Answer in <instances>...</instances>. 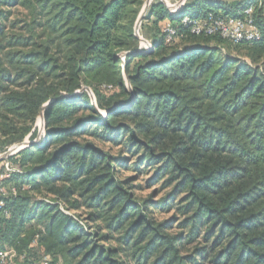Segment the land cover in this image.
Segmentation results:
<instances>
[{"label": "trees", "instance_id": "trees-1", "mask_svg": "<svg viewBox=\"0 0 264 264\" xmlns=\"http://www.w3.org/2000/svg\"><path fill=\"white\" fill-rule=\"evenodd\" d=\"M143 1L0 0L25 11L7 24L0 10V152L33 139L56 99L43 112L48 140L0 161L14 170L0 182V252L13 250L14 264L46 254L61 264H264V0H187L176 16L155 2L139 30L148 51L134 34ZM250 3L254 42L181 24L237 17ZM166 21L177 30L169 43ZM83 87L95 103L87 92L59 98ZM85 137H123L146 181L167 189L171 221L149 218L150 198L135 200ZM83 206L92 233L62 208Z\"/></svg>", "mask_w": 264, "mask_h": 264}, {"label": "rangeland", "instance_id": "rangeland-1", "mask_svg": "<svg viewBox=\"0 0 264 264\" xmlns=\"http://www.w3.org/2000/svg\"><path fill=\"white\" fill-rule=\"evenodd\" d=\"M177 1H179V0H168L169 4L171 6L173 4H175ZM145 2H146V0L143 1V4H142L140 11L138 13L137 19L139 18L140 14H141V11L144 7ZM155 2L163 5L167 10H169L163 3L160 2V0H152L150 5L154 4ZM150 5H149V7H150ZM149 7H148L144 17L141 20L140 28L146 22L145 18L147 16ZM0 10H4V16L8 15L7 24L12 23L13 21L21 20L23 15H24L23 13L25 12L23 9L7 8L5 6L2 7L1 5H0ZM137 19H136V22H137ZM136 22H135V24H136ZM140 28H139V30H140ZM138 50L146 51L145 47L140 46V45H139ZM101 115L103 117H106L104 112H101ZM39 118H40V115H38V117L36 118V122H35L34 127H33V131L36 132L35 137L33 139H31L30 135H28L24 141H36V140H38V142L40 144H43L44 140H48V136H47V133L45 131V128H43L41 126V124H39V120H40ZM96 140L97 139L85 137L83 139H80V142H82L84 144H87V143L92 144L93 146L100 148V150L104 154L108 155L110 158H113L111 165L114 166V168L116 169L114 171V178L116 180H119V181L128 180V184L130 185L129 188L131 189V192L133 193L135 200H137L139 202H143V201H146L150 198L151 201H149L148 208L146 211L149 218H151L156 223H160V222L167 221V220L171 221V218L174 217L175 211L171 210V209H165L161 206L162 200L165 197L167 189L163 190V188L161 186V182H158L157 184H153V183H148L146 181L148 179V177L151 175V172L147 171L144 168V165H142V164H140V166H138V169H137V166H135V165H137V160H139L140 155L133 153L132 150H122L121 151L120 145H122L121 143L124 142L123 137L121 138V140H118L119 141L118 143H120V145L115 144L108 137H106V141L103 140L104 142H101V143H96L97 142ZM12 147L13 146H11L10 148H8L6 150H1L0 156L2 154L6 153L8 150H10ZM16 153H13L12 155H14ZM2 161H4V160H2ZM83 201H84V199L81 200L82 203H83ZM62 208L64 209L63 210L64 212L66 211V213L68 215L73 216V218L76 221H78L79 224L84 226L86 228L87 232H89V233L94 232V228H95L96 224L94 222H90L87 219V215L89 214L90 211L86 207L83 206L78 210H74L73 212L66 210L64 207H62ZM177 222L178 221H175L172 226L176 227ZM100 244H104L106 246V242L105 243L101 242ZM44 256L51 257L48 254L43 255V257ZM56 263L61 264V260L59 259Z\"/></svg>", "mask_w": 264, "mask_h": 264}, {"label": "built area", "instance_id": "built-area-1", "mask_svg": "<svg viewBox=\"0 0 264 264\" xmlns=\"http://www.w3.org/2000/svg\"><path fill=\"white\" fill-rule=\"evenodd\" d=\"M171 16L178 15L187 0H179L172 6L168 0H164ZM258 4H261V0H258ZM181 24L184 26H191L192 33L199 35L205 34L207 36L219 35L221 38L233 43L238 44L241 42H254L260 39V31L255 23L254 18V5L249 4L237 17H215L212 14H208L206 20L199 22L197 19H193L190 16H182ZM162 35L167 43L171 42L177 36V30L173 27L170 21H166L162 27ZM145 50L150 49L149 46L142 45ZM14 172L8 162H4L3 168L0 170V182L5 178H8L9 174ZM10 192L14 194L15 190L11 189ZM0 194L6 195L5 190L0 186ZM3 207V202H0V210ZM15 254L12 251L0 252V264H14L13 259ZM27 264H57L49 256H44L37 261H31Z\"/></svg>", "mask_w": 264, "mask_h": 264}, {"label": "water", "instance_id": "water-1", "mask_svg": "<svg viewBox=\"0 0 264 264\" xmlns=\"http://www.w3.org/2000/svg\"><path fill=\"white\" fill-rule=\"evenodd\" d=\"M152 0H146L145 4H144V7L141 11V14L139 16V18L137 19V22L135 24V27H134V34L135 36L138 38V40L140 41V46L142 45H146V46H149L150 47V44L145 41L144 39H142L139 35V28H140V25H141V20L142 18L144 17L150 3H151ZM161 3H163L166 7H169L165 4V1L164 0H160ZM129 53H126V54H122L120 56V59L121 61L123 62V59L126 55H128ZM126 82L128 83V79H126ZM82 92H87L92 100V103H95V100H94V97L91 93V91L86 88V87H83L79 92L69 96V95H66V94H61L59 96V98H65V99H69V98H73L75 96H78L79 94H81ZM56 101V99H52L50 100L49 102H47L43 107H42V110H41V113H40V121H41V126L44 128V120H43V112L45 111V109H47L49 106H51L54 102ZM105 115L108 114V112H104ZM38 143V140L36 141H24L20 144H17L15 146H13L10 150H8L6 153L2 154L0 156V161L2 160H6L9 156H11L13 153H16V152H19V151H22L24 149H27V148H31L34 144Z\"/></svg>", "mask_w": 264, "mask_h": 264}, {"label": "crops", "instance_id": "crops-1", "mask_svg": "<svg viewBox=\"0 0 264 264\" xmlns=\"http://www.w3.org/2000/svg\"><path fill=\"white\" fill-rule=\"evenodd\" d=\"M5 250H7V251H12L13 253H14V251L13 250H11V249H5ZM15 254V253H14Z\"/></svg>", "mask_w": 264, "mask_h": 264}, {"label": "bare ground", "instance_id": "bare-ground-1", "mask_svg": "<svg viewBox=\"0 0 264 264\" xmlns=\"http://www.w3.org/2000/svg\"><path fill=\"white\" fill-rule=\"evenodd\" d=\"M40 119V118H39ZM39 124H41L40 120H39Z\"/></svg>", "mask_w": 264, "mask_h": 264}]
</instances>
